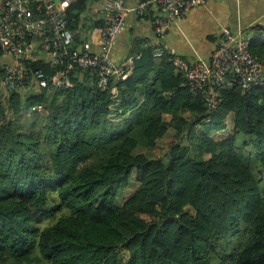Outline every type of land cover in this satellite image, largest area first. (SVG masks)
<instances>
[{
  "label": "trees",
  "instance_id": "1",
  "mask_svg": "<svg viewBox=\"0 0 264 264\" xmlns=\"http://www.w3.org/2000/svg\"><path fill=\"white\" fill-rule=\"evenodd\" d=\"M91 2L70 5L71 29ZM139 53L104 89L84 71L62 88L0 87V264H264V85L227 82L209 109L168 52Z\"/></svg>",
  "mask_w": 264,
  "mask_h": 264
},
{
  "label": "built area",
  "instance_id": "2",
  "mask_svg": "<svg viewBox=\"0 0 264 264\" xmlns=\"http://www.w3.org/2000/svg\"><path fill=\"white\" fill-rule=\"evenodd\" d=\"M75 1L0 0V52L14 59L11 64L0 62L2 92H10L30 77L41 88L67 87L76 71L87 72L101 89L106 88L109 80L130 71L141 56H128L121 63L112 59L128 14L150 15L153 39L149 48L154 57L168 52L169 61L184 74L189 90L200 94L209 109L216 108L218 88L227 82L237 84L243 92L264 85V61L253 53L241 32L224 30L211 58L194 63L165 45L169 26L185 20L194 7L207 0H92L90 5L100 4V25L90 31L89 41L77 40L76 29L70 27L68 10ZM34 63L50 64L52 74L35 68Z\"/></svg>",
  "mask_w": 264,
  "mask_h": 264
},
{
  "label": "crops",
  "instance_id": "3",
  "mask_svg": "<svg viewBox=\"0 0 264 264\" xmlns=\"http://www.w3.org/2000/svg\"><path fill=\"white\" fill-rule=\"evenodd\" d=\"M88 6H92V8L87 10V15L83 18L91 21L87 27L88 31H91L100 25L98 21L100 13H97L99 8L97 4ZM89 14L93 15L92 18H89ZM82 29H84V25L79 23L76 28V39L89 41V38L85 39L81 35ZM227 29L241 32L250 41L254 51L263 47L264 0H207L205 4L194 7L185 20L169 26L165 45L174 54L190 63L209 60L216 47L218 37ZM152 39L153 28L150 15L139 17L128 14L125 30L112 51L113 61L121 63L128 56L149 48ZM0 62L11 64L14 59L12 56L0 52ZM245 138L247 144L252 146L250 139L246 136Z\"/></svg>",
  "mask_w": 264,
  "mask_h": 264
},
{
  "label": "rangeland",
  "instance_id": "4",
  "mask_svg": "<svg viewBox=\"0 0 264 264\" xmlns=\"http://www.w3.org/2000/svg\"><path fill=\"white\" fill-rule=\"evenodd\" d=\"M91 4V3H90ZM96 3H92V5H94ZM98 6H100V4H97ZM87 15V11H83L80 15L81 17V22L83 25H84V29H82L81 31V35L85 38V39H88L89 37V33H90V30L88 31V25L90 24V20L88 19H84L83 17H85ZM93 15L89 14V18H92ZM86 34V36H85ZM119 78V77H118ZM42 109V108H41ZM189 116V115H187ZM173 133V131L171 130L169 132V134H167L164 138H162L161 140H159V144H160V153H161V156L163 158H165V152H166V148H165V143H166V140L168 139L169 135ZM237 150H238V153L239 155L241 156V158L247 162V164L249 166H251L253 169H255V172L257 173L260 166H259V161L257 160L256 158V154L254 152V146L252 144L251 145H248L246 143V138L243 134H238V138H237ZM183 145L185 146H188V142L185 141L183 143ZM140 152L142 151H145L144 149H140L139 150ZM258 176H261L259 173H257ZM137 186V183L134 182V177L132 178V184L127 187L124 191L120 192L119 196H118V200H120L122 202V200H124L125 198L129 197L133 191L135 190ZM63 213H60L58 214L59 216L62 215ZM57 217L54 218V219H41V222H40V227L41 229L43 227H45L46 225H49V224H52L54 221H56ZM241 235V234H240ZM239 235V236H240ZM233 236V237H227V238H222L223 240L221 241V245L219 246V248H217V252L220 251L221 249L225 248L227 249L228 251L230 249H232L233 247H236L237 245L241 244L243 245L245 242L241 243L240 241L243 240L242 236Z\"/></svg>",
  "mask_w": 264,
  "mask_h": 264
}]
</instances>
